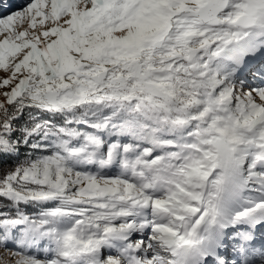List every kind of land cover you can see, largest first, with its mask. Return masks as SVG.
<instances>
[{
  "label": "snow or ice",
  "instance_id": "snow-or-ice-1",
  "mask_svg": "<svg viewBox=\"0 0 264 264\" xmlns=\"http://www.w3.org/2000/svg\"><path fill=\"white\" fill-rule=\"evenodd\" d=\"M0 264H264V0H0Z\"/></svg>",
  "mask_w": 264,
  "mask_h": 264
}]
</instances>
